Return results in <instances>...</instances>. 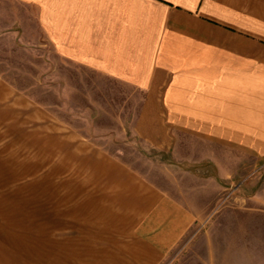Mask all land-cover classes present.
<instances>
[{
    "label": "crops",
    "instance_id": "1",
    "mask_svg": "<svg viewBox=\"0 0 264 264\" xmlns=\"http://www.w3.org/2000/svg\"><path fill=\"white\" fill-rule=\"evenodd\" d=\"M4 38L46 45L63 77L111 81L139 95L129 128L150 147L169 152L188 133L207 143L200 158L219 175L242 173L247 155L264 165V0H0ZM23 106L32 108L0 75V124L21 125ZM78 135L72 130L64 141L79 140L80 150L40 140L37 152L63 153L78 181L64 184L68 192L51 184L46 233L34 215L40 237L25 246L27 261L159 264L196 214ZM68 226L72 234L53 236Z\"/></svg>",
    "mask_w": 264,
    "mask_h": 264
},
{
    "label": "rangeland",
    "instance_id": "2",
    "mask_svg": "<svg viewBox=\"0 0 264 264\" xmlns=\"http://www.w3.org/2000/svg\"><path fill=\"white\" fill-rule=\"evenodd\" d=\"M14 41L0 40V75L22 91L32 108L23 106L21 125L19 119L16 126L0 124V264H36L27 261L32 255L25 247L40 237L32 231V217L39 215L38 227L45 231L53 188L62 182L59 191L68 192L64 184L78 181L63 153H47L45 147L41 153L38 145L45 137L52 148L80 150L79 140L64 141L72 130L171 190L196 214L159 264H264V165L257 158L247 155L242 173L224 177L200 158L207 143L188 133L180 134L169 152L150 147L129 128L139 95L111 81L63 77V63L47 60L46 45L16 46ZM72 233L68 226L53 236Z\"/></svg>",
    "mask_w": 264,
    "mask_h": 264
}]
</instances>
